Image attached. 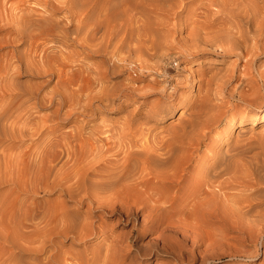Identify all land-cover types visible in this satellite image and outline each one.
<instances>
[{
  "label": "bare ground",
  "instance_id": "1",
  "mask_svg": "<svg viewBox=\"0 0 264 264\" xmlns=\"http://www.w3.org/2000/svg\"><path fill=\"white\" fill-rule=\"evenodd\" d=\"M8 1L0 0V7L6 10ZM31 1L44 10L36 13ZM89 1L22 0L23 8L9 3L10 13L4 11L10 14L8 23L21 27H4L8 31L0 38V48H10L0 55L4 61L0 64V186L9 182L36 193L59 188L76 206H66L64 201L52 205L53 211H47V206L43 226L28 225L22 217L13 232L0 226V240L11 247L10 251L0 247V264H126L134 249L131 258L173 253L179 264L198 260V264H235L232 259L247 261L257 256V245L242 255L215 257L206 249L196 251L199 239L194 222L220 219L227 231L244 234L255 225H264V132L226 142L225 150L209 148L210 159H196L217 124L225 121L229 134L237 117L240 124L251 119L250 130L257 120L264 122V110L258 113L247 108L261 100L264 89V62L256 65L264 56V0H100L97 17L104 12L107 27H87L84 16L76 17L71 10L77 2L90 9L93 0ZM49 3L51 11L47 12L45 4ZM57 4L65 10L55 18ZM119 23L122 27H116ZM26 24L38 27H22ZM164 41L168 44L163 45ZM70 44L79 45L87 57L90 52L104 54L102 70L93 76L80 70L78 66L90 69V65L73 63ZM20 46L22 50H17ZM172 49L178 53L176 59L164 60ZM211 52L235 55V62L205 80V91L196 102L181 99L179 89L192 73L177 79L170 73L190 60L184 56ZM242 59L238 68L237 61ZM109 72L127 76L109 86L104 84ZM148 76L145 85L130 83ZM21 77L27 79L21 81ZM27 81L31 82L25 85ZM234 81L237 84L229 88ZM170 85L171 91L166 92ZM154 94L178 99L193 112L177 126L164 129L165 134L139 120L161 108L162 102L143 114L132 112L120 123L89 124L102 110ZM238 102L243 106L236 109ZM67 121L73 124L62 130L60 124ZM220 135L216 133L218 140ZM27 140L31 143L24 145ZM21 143L24 146L19 148ZM80 207H86L84 213ZM99 211L123 216L118 221L134 222L129 232L100 242L97 249L85 246L82 252L62 251L61 239H107L105 223L93 219ZM29 226L33 228L23 229ZM156 232L144 241V247H134L135 239ZM55 238L61 239L55 242ZM260 244L264 248V242Z\"/></svg>",
  "mask_w": 264,
  "mask_h": 264
},
{
  "label": "rangeland",
  "instance_id": "2",
  "mask_svg": "<svg viewBox=\"0 0 264 264\" xmlns=\"http://www.w3.org/2000/svg\"><path fill=\"white\" fill-rule=\"evenodd\" d=\"M38 1H41V0H38ZM90 1H89V3L92 2L91 4H93L92 6L89 4L90 9L81 8L80 3L77 2L76 4L72 5L71 10L76 14V17H83L84 16V20H86L88 23L87 27H107V23H106L107 20L104 16V12L102 13L101 17H97V10L99 9V6L101 5L100 4L101 1L100 0H93L91 2ZM9 3L17 5V6L19 5L20 8L24 7V5L22 4V0H9L7 5L5 6V7H7L6 10H4L3 7H0V26L3 27L0 29V38H2L8 31L7 28H4V27H21L20 25L17 26L15 24L8 23L9 22L8 17L10 16V14H8V13H10V10H8V8L10 6ZM30 3L31 4H29V5L34 6V8L36 9V13H41V11L44 10V8H42V6H35L32 4V1ZM25 5H28V4L25 3ZM50 6H51L50 3L45 4V9L47 12L51 11ZM56 6L60 7V8L58 9V12H55V15H53V17L58 18V17H61L63 15L65 7H63L60 4H57ZM192 6L193 5H190L185 10H183L181 13V16L183 17L184 15H186ZM95 7H97V8L94 10ZM1 10H3V12ZM7 10H8V13L5 14V12H7ZM1 12L3 13V15ZM21 12L22 11H19L18 14L19 13L21 14ZM24 12L25 11H23L22 14ZM1 18H3L4 20H1ZM7 18H8V21H6ZM60 25L62 26L63 24L61 23ZM22 27H38V26L37 25H31L30 26V25L26 24L25 26H22ZM71 27H75V25H72ZM116 27H122V24L119 23ZM184 34L185 33L183 32L181 35H184ZM249 42H254V39H249ZM163 43H165L163 45L168 44L167 41H164ZM9 49L10 48H7V47L0 48V55L4 56ZM81 49L82 48L79 45H76V44H70L69 45L68 51L75 55L73 58V60L75 62H73V63L74 64H81L83 61L87 62L88 63L87 65H90V69L85 67V66H82V67L78 66V68H80V70L82 68H84L85 74H89L91 76L96 74V72H98L99 70H102L101 65H103V60L105 58L104 54H102V53L93 54L94 52H90V54L91 53L92 54L89 57H87V55ZM17 50H22V47L21 46L18 47ZM168 53L169 54L164 57L165 58L164 60H166V61H168L170 59L175 60L176 56L178 54L175 49H172L171 52L168 51ZM184 57H189L190 60L188 62L187 61L183 62V67L179 70H175L174 72H171L169 76H172V78L177 79L178 77L183 78L184 76H187L188 73H190V74L192 73L193 75L192 74L188 75L189 79L187 80V82L185 81L186 85L184 84L185 82H183L185 87L183 85V88L181 87L179 89V92L182 93L181 99H184V100L187 99V100H192V101L194 100L195 102H196L197 98L199 97V95L203 94L205 91V85L207 83V82H205V80L207 81V80L211 79L212 77H216V76L220 75L221 73L225 72L228 68L231 67L232 63H234L235 59H236L235 55L227 54V53H221V52H211L209 54H202L201 56H196V57L195 56L190 57L188 55L184 56ZM101 62H102V64H101ZM263 62H264V56H260L256 65H260ZM1 63H4V61H0V64ZM237 63H238V68H242L241 66L244 63V59L237 61ZM2 70H3V66H0V72ZM126 76H127V73H125V74L119 73L118 74L117 72H115V73L109 72L107 75V78L105 79L104 84L109 85V86H111L110 84H113V85L115 83L118 84L120 81L123 82V80H125L124 78ZM193 76H195L196 80H193ZM149 78H150V76H148L145 80L136 79V80L130 81V83L132 85H135V86H142L148 82ZM26 79H27L26 77H21L19 80L24 81ZM55 79L56 78H54V80ZM54 80L48 85L49 87L53 85ZM31 81H29V82H31ZM29 82L27 81L24 84L28 85ZM193 84H199L198 85V86H200L199 89H194L195 87ZM235 84H237V81H234L233 83H231L229 85V88L233 87ZM192 85H193V87H192ZM49 87H47V88H49ZM245 88H247V87L245 86ZM171 89L172 88L170 85L167 88L166 92L171 91ZM260 93L262 96L261 100L258 101L253 106L247 107V108H249L248 110H251L252 112L255 111L258 113H260L264 110V89H261ZM143 100H145V102H143ZM160 102L163 103L162 107L159 108L157 111L156 110L151 111L149 117L144 118L142 116H139V120H142L143 122H145L146 126L149 127L150 129L154 130V131L164 132V129H166V128H169L171 126H177L179 121H185L187 118H189L190 114L193 112L191 107H189V106L184 107L183 104H181L180 101H178V99L172 101L170 99H167L166 97L164 98L158 94H154V95H149L146 98H138L137 100H132V101L128 100L127 102L122 103L120 106H116L115 108L110 109L109 111H103L102 110V111L98 112L97 115L94 116L89 121V124L92 126H95L98 123H110V124H112V122L120 123L130 113L140 111V114H143L146 112L147 109L151 108L152 106H156V104H159ZM172 102H175V103L173 104ZM171 104H173L172 107L170 106V109L166 110L167 105L169 106ZM242 106H243V103L238 102L236 105V109H238ZM224 122L225 121L217 124V126L215 128H213L212 132L209 133V137L204 140L203 145L201 146V149L198 151L196 159H199L201 157L202 158L204 157L207 160L210 159L211 152L208 150L209 148H211L214 151L218 150V149L219 150H225L229 146V145H226V142L232 144L233 141L237 137L241 136L242 138H245L247 136H251V135L254 136V135H258V134L264 132V122H260L259 120H257V124L253 125L254 128L252 130H250L251 129L250 127L252 126L251 119L249 120V118H247V119L245 118L244 122H242L240 124L239 123L240 118L237 117L236 120L233 121V125L231 126V128H229V131H230L229 134H227L225 131L226 126H225ZM71 124H73L71 121H67L65 123L63 122L60 124V128L63 127L62 130H65L64 128H67ZM243 129H246L248 131L243 132V134L241 135L239 132H240V130H243ZM218 132L221 133V135H220L221 140H218V137H216V133H218ZM164 134H165V132H164ZM226 138L228 140L224 142V140H226ZM22 143H24V145H26V144L29 145L31 143V141L27 140V141H23ZM22 143L20 144L19 148L24 146ZM12 170H13V168H12ZM0 184H3V183H0ZM12 185L13 184H11L9 182L8 183L4 182V185L0 186V205L2 206V207L0 206L1 207L0 209L3 208L1 210V213L3 216H1V213H0V218H1L0 219L1 220L0 226L2 228L5 227L8 231H10L9 228L12 229L15 225H16V227L14 228V230L19 229L20 224H21V222H20L21 217H22V221L24 219L26 220V221H24V223H27V224L29 223L28 225H30V223L32 222L33 224H38V226H43V224H44L43 218H44L45 214L47 213V212H45L46 209H48L50 207L47 211H49V210L53 211L54 207L56 206V205H54L56 202L58 203V205H59V203H63V201H64L66 206L68 205L70 207L73 204H74L73 206H76L75 202L68 201V198L64 194H62L61 190L59 191V188L52 189V191H51V189H48L49 192L47 190H45L46 193H45V191L44 192L39 191L36 193V192H32V191H27V189L25 191V189L22 187L19 188L17 186L14 187V185L13 186ZM59 198H60V201H59ZM35 201L37 204L35 203L33 205V204L28 203V202L34 203ZM19 203H20V205H19ZM7 204H9V206ZM21 204H22V206L25 205V206L30 207V210L28 207H26V209H27V212H26V209H23V208H25V206L22 207ZM12 205H13V208H12ZM35 205H37L39 208H37V206H36L37 209H35L34 208ZM47 206H49V207H47ZM21 207H22V209H21ZM31 207L35 211V213H34V211H32ZM4 208H6V210ZM85 208L86 207H80L79 208L80 213H84ZM22 210L23 211L25 210L26 213L25 212L23 213ZM20 211H22L23 215L21 214ZM32 212H33L34 216H33ZM24 214H25V216H24ZM27 214H29V215H27ZM96 214H98V215H96ZM95 216H98V217H93V219H96V221L98 223H100L102 221L105 223L106 228L104 230L103 235H104V237H107V239L104 240L103 238H101V236H97L93 239L88 240L87 242H84V241L77 242V241H72L71 239L64 240V239L59 238L62 241V243L60 244L62 251H81L82 252L84 250L85 246L88 247L89 249L90 248L97 249L98 246L101 245V243H103L105 241H109L114 236L120 235L122 237L125 233L129 232V229L131 228L132 223L134 222V220H131L129 222H125L123 220L118 221L120 218H123V216H119L118 214L111 215L107 212H101V211L96 212ZM28 217H30V219H28ZM35 217H36V219H35ZM141 217H142V215H140L139 218L136 220L137 222L135 221L136 224H140L139 222L141 221L140 219H142ZM39 218L42 219V222ZM3 219H6V220H4V222L6 224L3 222ZM31 220H33L34 222ZM35 221H36V223H35ZM37 221H39V222L37 223ZM8 224H9V226H8ZM40 224H42V225H40ZM17 225H19V226H17ZM194 227H195L194 228L195 230L197 229L196 230L198 233L197 237L199 239L198 244H197L198 246L195 248L196 251H198V250L203 251L204 249H206L209 253L215 255V257L228 256L231 254L242 255L245 251H253L257 245L259 247V253L257 256H254L253 258H251L250 260H247V261H245V259H243V258H235V259H232L231 262H233L235 264L236 263L262 264L263 263L264 253H262V250H264V248L261 247V244H260L261 242H264V225L263 224H258V225L253 226V228L250 229L251 231H249L250 233L247 232L248 235H246L247 233L244 234L243 232H239L237 230H233V231L228 230L227 231L223 222L220 219H217V220L216 219H210L208 221H202V219H201L197 222H194ZM32 228H33V226H29L28 228H23V229L30 230ZM217 229H218V231H217ZM14 230L12 229L11 232H13ZM219 230H221V231L219 232ZM121 232H122V234H121ZM156 234H157V232L156 233H147V234H144L141 238L135 239L134 247L136 248V246L137 247L143 246V245L145 246L146 243L144 241H147L151 236H154ZM59 239L55 238V242H56V240L59 241ZM244 242H246V243H244ZM137 243L138 244L141 243V244L138 245ZM186 244H187V246H190L191 241L187 239ZM50 245H52V243ZM0 247L2 248V250H7V251L11 250L10 249L11 247L8 246V244L5 243L4 241L2 242V240H0ZM51 248L53 250V247H51ZM187 249H188V247H187ZM135 251H136L135 249L131 251L132 253L129 254L128 258L125 261L126 264H176V263L179 264V262L175 260L173 253H168L165 256L160 255L157 257H156V254H153V255L149 254V255H147V257L145 259H141V258L134 259V258H131V256L132 257L134 256L133 253H135ZM184 251H185V249H184ZM185 253H187V251H185ZM43 256H45V255H42V257ZM29 258L31 259V257H29ZM226 260H224L223 262H225ZM198 263H199V260L195 262V264H198ZM85 264H87V263H85Z\"/></svg>",
  "mask_w": 264,
  "mask_h": 264
}]
</instances>
